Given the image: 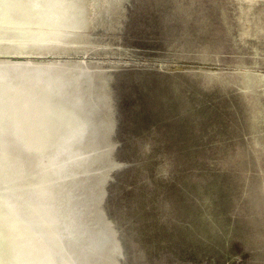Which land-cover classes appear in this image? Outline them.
Masks as SVG:
<instances>
[{"label": "rangeland", "instance_id": "1", "mask_svg": "<svg viewBox=\"0 0 264 264\" xmlns=\"http://www.w3.org/2000/svg\"><path fill=\"white\" fill-rule=\"evenodd\" d=\"M0 114V208L51 239L19 264H264V0L0 28Z\"/></svg>", "mask_w": 264, "mask_h": 264}, {"label": "clouds", "instance_id": "2", "mask_svg": "<svg viewBox=\"0 0 264 264\" xmlns=\"http://www.w3.org/2000/svg\"><path fill=\"white\" fill-rule=\"evenodd\" d=\"M78 0H0V28H38L45 21L62 26H71L76 18ZM33 98L42 97L47 85L36 81L31 85ZM18 215V223L8 226L6 256L12 259L0 260V264H14L21 249L33 243H51L50 237L33 218V210L24 211L25 219Z\"/></svg>", "mask_w": 264, "mask_h": 264}, {"label": "bare ground", "instance_id": "3", "mask_svg": "<svg viewBox=\"0 0 264 264\" xmlns=\"http://www.w3.org/2000/svg\"><path fill=\"white\" fill-rule=\"evenodd\" d=\"M8 109V108H7ZM1 115V114H0ZM1 122V121H0ZM3 125V124H2ZM2 128V127H1ZM3 131L4 128H3ZM0 136H1V133H0ZM4 137V135H3ZM2 143V142H0ZM2 197V196H1ZM2 201V200H1ZM3 202V201H2ZM1 203V202H0ZM4 203V202H3ZM2 203V204H3ZM1 204V205H2ZM5 205V203L3 204ZM6 206V205H5ZM4 207V206H3ZM3 209V208H2ZM2 209L0 208V260H3V259H12L11 257L9 256H6V253H5V248H6V237L9 235V231H8V226L10 225V223L13 224V220L10 222L7 218L9 217V211L6 212L4 210V212L7 213V218L5 217L6 215L3 214L2 212ZM11 217V215H10ZM17 223V222H16ZM24 250V249H23ZM28 252V251H27ZM32 257V256H31ZM19 258H20V252L18 254V257L15 259L14 261V264H19ZM32 261V260H31ZM27 262V261H26Z\"/></svg>", "mask_w": 264, "mask_h": 264}, {"label": "water", "instance_id": "4", "mask_svg": "<svg viewBox=\"0 0 264 264\" xmlns=\"http://www.w3.org/2000/svg\"><path fill=\"white\" fill-rule=\"evenodd\" d=\"M110 234V233H109ZM112 235H113V232H112Z\"/></svg>", "mask_w": 264, "mask_h": 264}]
</instances>
